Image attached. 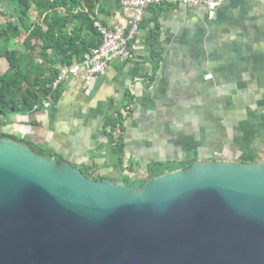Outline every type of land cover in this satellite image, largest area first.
<instances>
[{"label":"crops","instance_id":"1","mask_svg":"<svg viewBox=\"0 0 264 264\" xmlns=\"http://www.w3.org/2000/svg\"><path fill=\"white\" fill-rule=\"evenodd\" d=\"M10 4L3 1L0 12L15 13ZM92 18L107 27L127 23L119 0H98ZM80 37L88 50L100 42L86 31ZM139 40L132 59L112 60L91 93L82 69L50 109L3 118L0 133L121 183L145 179L151 165L264 163V0H229L213 17L204 7H150ZM39 46L35 64L63 68L61 56L49 50L44 59ZM117 113L126 114L122 165L105 131Z\"/></svg>","mask_w":264,"mask_h":264},{"label":"water","instance_id":"2","mask_svg":"<svg viewBox=\"0 0 264 264\" xmlns=\"http://www.w3.org/2000/svg\"><path fill=\"white\" fill-rule=\"evenodd\" d=\"M0 264H264V163L132 187L0 137Z\"/></svg>","mask_w":264,"mask_h":264},{"label":"trees","instance_id":"3","mask_svg":"<svg viewBox=\"0 0 264 264\" xmlns=\"http://www.w3.org/2000/svg\"><path fill=\"white\" fill-rule=\"evenodd\" d=\"M15 13H2L3 22L0 24V60L8 65V71L0 74V123L3 118L11 115H27L44 109L43 103L47 100L54 103L61 94V88L53 92L50 85L56 77L58 70H45L35 64L33 55L40 43V56L44 59L48 51L55 56H61V66L73 65V56L77 63L82 62L84 55L91 49H86L80 42V35L86 31L98 36L94 23V11L98 0H12ZM3 0H0V7ZM36 13V19L32 14ZM99 37V36H98ZM18 40L21 50L12 43ZM79 41V42H78ZM34 42V43H33ZM100 43V42H99ZM160 64V58L155 56L154 71ZM129 109L125 111L128 114ZM126 114L117 113L107 119L105 131L107 140L112 148L113 155L117 157L119 165L124 153L123 132ZM0 137H9L0 133ZM35 149L41 157L61 159L42 149H36L29 142L21 141ZM190 164V163H189ZM187 164V165H189ZM173 169L162 165H151L147 169L145 179L124 181L132 187L145 185L150 179L172 172ZM86 177H94L89 168L82 169ZM102 180L104 177H94Z\"/></svg>","mask_w":264,"mask_h":264},{"label":"built area","instance_id":"4","mask_svg":"<svg viewBox=\"0 0 264 264\" xmlns=\"http://www.w3.org/2000/svg\"><path fill=\"white\" fill-rule=\"evenodd\" d=\"M226 1L229 0H119L120 8L127 18L126 27L121 25L107 27L100 22H95L94 28L100 43L84 55L82 62L58 70L50 85L52 91L56 92L62 88L70 76L77 75L83 69L86 91L91 93L96 79L106 71L112 60L132 59L134 47L140 44L141 25L148 8L162 7L169 3L190 8L204 7L213 17ZM51 107V101L47 100L43 103L44 109Z\"/></svg>","mask_w":264,"mask_h":264},{"label":"rangeland","instance_id":"5","mask_svg":"<svg viewBox=\"0 0 264 264\" xmlns=\"http://www.w3.org/2000/svg\"><path fill=\"white\" fill-rule=\"evenodd\" d=\"M3 1H4V6L5 7H8V8H9V6L11 7V4H10L11 0H3ZM2 22H3V17L0 15V24ZM0 44L3 45L1 40H0ZM7 71H8L7 63L4 60H0V74H5ZM137 182H138V184L140 183L139 180Z\"/></svg>","mask_w":264,"mask_h":264}]
</instances>
